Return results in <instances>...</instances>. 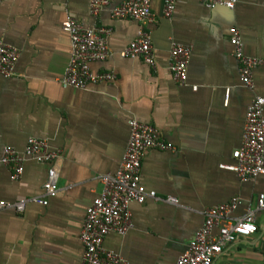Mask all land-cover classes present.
I'll return each instance as SVG.
<instances>
[{"label":"crops","instance_id":"1","mask_svg":"<svg viewBox=\"0 0 264 264\" xmlns=\"http://www.w3.org/2000/svg\"><path fill=\"white\" fill-rule=\"evenodd\" d=\"M122 1L112 0L96 16L89 0L0 4V43L19 52L12 76H0V157L4 147L22 153L28 138L59 154L55 197L46 205L28 203L22 212L0 207V264H81L86 209L101 191V177L120 164L130 120L155 127L173 150L145 151L141 183L157 199L131 204L132 228L108 234L103 248L129 264H176L202 226L203 211L236 198L240 205L230 218L254 212L256 232L226 246L213 264H264V209L256 210L264 176L241 182L223 168L241 146L250 101L264 98V64L252 71L253 89L242 86L228 30L237 29L246 56L264 61V0H238L234 10L177 0L170 18L161 0H150L153 20L144 24L112 17ZM67 17L109 30V56L90 67L114 73V82L86 90L61 84L71 56L61 28ZM139 30L150 37L154 68L119 55ZM172 44L192 49L183 85L168 70ZM49 167L27 160L12 180V170L0 163V202L41 199Z\"/></svg>","mask_w":264,"mask_h":264},{"label":"built area","instance_id":"2","mask_svg":"<svg viewBox=\"0 0 264 264\" xmlns=\"http://www.w3.org/2000/svg\"><path fill=\"white\" fill-rule=\"evenodd\" d=\"M7 0H0V4ZM112 0H89L90 12L96 16ZM163 16L170 18L175 11L177 0H161ZM207 8L217 6L234 10L238 0H197ZM115 19H131L140 23L153 20L150 0H123L112 10ZM62 30L69 35L71 45L70 60L60 80L64 87L86 90L89 85L101 82H114L112 72L95 73L90 65L102 62L109 56L105 28H85L75 20L67 17L62 23ZM229 44L237 63L239 80L242 86L253 89L252 71L264 64L259 58L245 55L243 43L236 28H230ZM191 47L172 44L169 54L168 70L173 80L181 85L186 83L187 68L191 57ZM121 58L140 59L151 68L155 66V54L150 37L139 30L135 38L119 53ZM19 52L16 48L0 43V76L10 78L13 65ZM264 98L254 96L245 115V126L241 146L232 152L233 163L223 166L233 172L241 182H248L264 176ZM129 139L117 170L113 174L101 177L100 193L87 207L85 218L79 234V241L84 248L81 264H129L113 252L103 248V241L110 233L124 235L132 228L130 205L143 204L148 199H157L154 191L147 190L141 183V164L144 153L149 149L160 151L173 150L170 143L160 138L158 130L147 124L130 120L128 122ZM58 152L51 151L47 142L28 138L22 153L11 147H4L0 163L12 170L11 179L18 180L23 173L25 161L48 163L50 167L43 184L44 195L39 198H27L16 203L0 202V207L22 212L28 203L46 205L47 199L58 192L55 163ZM177 205L175 198L164 199ZM240 205L238 199L229 203L207 208L203 211L204 222L196 231L193 240L176 264H213L222 250L234 244L240 238H247L256 232L254 212L248 211L239 219H231L230 214ZM264 209V194L256 201V210ZM217 230L214 234L213 231Z\"/></svg>","mask_w":264,"mask_h":264}]
</instances>
